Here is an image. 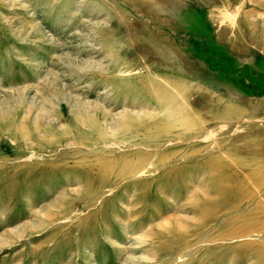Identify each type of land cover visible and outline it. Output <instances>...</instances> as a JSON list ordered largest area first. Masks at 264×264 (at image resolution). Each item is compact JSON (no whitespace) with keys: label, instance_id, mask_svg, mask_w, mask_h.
<instances>
[{"label":"rangeland","instance_id":"rangeland-1","mask_svg":"<svg viewBox=\"0 0 264 264\" xmlns=\"http://www.w3.org/2000/svg\"><path fill=\"white\" fill-rule=\"evenodd\" d=\"M0 264H264V0H0Z\"/></svg>","mask_w":264,"mask_h":264}]
</instances>
